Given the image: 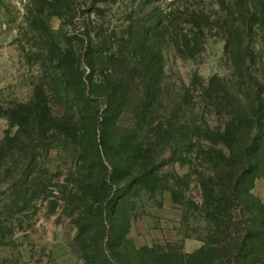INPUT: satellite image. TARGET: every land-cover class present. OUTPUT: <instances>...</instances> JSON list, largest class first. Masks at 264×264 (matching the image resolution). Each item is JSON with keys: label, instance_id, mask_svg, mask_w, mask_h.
I'll return each instance as SVG.
<instances>
[{"label": "trees", "instance_id": "trees-1", "mask_svg": "<svg viewBox=\"0 0 264 264\" xmlns=\"http://www.w3.org/2000/svg\"><path fill=\"white\" fill-rule=\"evenodd\" d=\"M59 1L66 30L40 54L52 60L40 66L33 96L6 110L17 130L0 146V169L13 162L15 188L28 195L39 179L36 143L70 145L79 167L74 186L61 189V201L74 217L75 241L87 264H192L181 251L133 246L124 209L129 197L157 187L167 159L188 151L200 162L189 173L200 193L192 204L208 226L198 254L206 264L263 262L264 201L253 189L264 177V77L245 63L258 64L254 45L243 51L238 82L194 75L170 96L164 42L186 15L192 28L177 33V49L182 57L195 56L212 28L204 10L178 0L164 13L155 0L158 13L149 25L133 20L119 32L102 18L118 0ZM246 1L258 30L264 12L255 0ZM86 6L94 18L85 19ZM233 43L227 38V49ZM260 45L264 58V39Z\"/></svg>", "mask_w": 264, "mask_h": 264}, {"label": "rangeland", "instance_id": "rangeland-1", "mask_svg": "<svg viewBox=\"0 0 264 264\" xmlns=\"http://www.w3.org/2000/svg\"><path fill=\"white\" fill-rule=\"evenodd\" d=\"M161 1L164 13L178 5H173L178 0ZM246 3V0L188 1L189 7L204 10L212 17V28L205 37L201 36L202 49L190 58L180 56L177 49V33H189L190 20L185 15L179 25L171 28L172 34L164 42L170 96L176 94L182 80L194 75L207 79L220 75L238 82L242 78L240 68H244L246 52L243 51L251 44L258 64L249 63L250 59L245 63L264 77L260 45L264 23L258 30L253 28V17ZM158 4L155 0H118L106 6L102 18L119 32L123 24L133 20L149 25L158 13L155 8ZM255 4L262 14L264 0H255ZM89 7H83L85 19L96 15L88 13ZM63 27L66 30L59 0H0V146L10 132L17 130L11 126L6 110L33 96L34 86L41 77L40 66L45 62L51 64L52 60L40 54L54 46L52 36L61 35ZM179 37L181 40L182 35ZM229 37L234 43L227 49ZM196 88L199 90L200 85ZM196 96L200 104L206 103L197 91ZM192 109L193 103L189 105V115ZM36 147L39 179L34 180L28 195L15 188L13 162L5 161L0 169V264H87L75 241L74 217L61 201V189L72 188L77 177L75 149L61 142L50 147L43 141H38ZM180 154L183 155L178 159H167L153 191L140 190L126 200L124 209L130 220L128 238L137 248L173 249L189 255L192 264H206L207 257L198 253L203 249L202 239L208 226L200 212L194 210L192 202L200 200V193L192 182L195 175L189 177L200 162L193 160L188 151ZM173 182L181 187L175 188ZM253 193L264 201V177L255 179Z\"/></svg>", "mask_w": 264, "mask_h": 264}]
</instances>
